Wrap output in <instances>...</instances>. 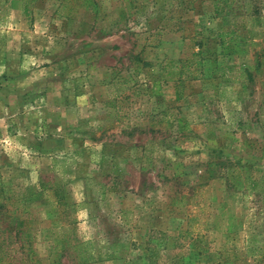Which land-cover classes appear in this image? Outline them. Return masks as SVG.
Masks as SVG:
<instances>
[{
	"label": "rangeland",
	"instance_id": "obj_1",
	"mask_svg": "<svg viewBox=\"0 0 264 264\" xmlns=\"http://www.w3.org/2000/svg\"><path fill=\"white\" fill-rule=\"evenodd\" d=\"M29 10L0 0V264H264V0Z\"/></svg>",
	"mask_w": 264,
	"mask_h": 264
},
{
	"label": "trees",
	"instance_id": "obj_2",
	"mask_svg": "<svg viewBox=\"0 0 264 264\" xmlns=\"http://www.w3.org/2000/svg\"><path fill=\"white\" fill-rule=\"evenodd\" d=\"M20 1V9H21V13L25 16V17H28L29 15V9H30V5L31 3L34 1V0H19ZM60 1V0H59ZM256 17V16H255ZM258 18V17H256ZM227 34V32H218V38H219V41H220V48H221V51L224 52V45H223V36H225ZM260 54L264 55V45L261 47V52ZM253 60H254V66L255 67H258L259 66V60L257 58V55H254L253 57ZM247 74V78L249 79L250 78V73L248 70H244ZM0 181H1V177H0ZM50 186L52 184H49ZM53 188H54V193H58V191H56V187H58V182L57 183H54L53 184ZM58 201H59V198H58ZM191 217V216H190ZM189 220V219H188ZM23 224L22 221L20 220H17L16 223H15V235L18 236V239H19V242H20V245L22 244H26L27 247L29 248V244L31 243L32 241V235L31 233L26 230V229H23L21 228V225ZM91 241L89 240H85V241H79V240H75V239H72L71 240V243L69 244V249L71 251V253L73 254V257L74 258H81L82 259V262H88L90 259H92L91 257V254L88 250V246L90 245ZM2 258V255H0V259ZM7 262L9 264H11L8 259H7Z\"/></svg>",
	"mask_w": 264,
	"mask_h": 264
}]
</instances>
